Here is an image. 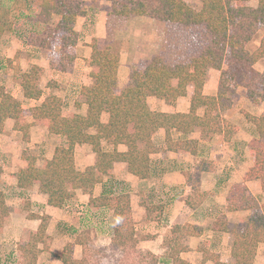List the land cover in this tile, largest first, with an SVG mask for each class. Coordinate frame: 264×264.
I'll return each mask as SVG.
<instances>
[{
    "label": "crops",
    "instance_id": "crops-1",
    "mask_svg": "<svg viewBox=\"0 0 264 264\" xmlns=\"http://www.w3.org/2000/svg\"><path fill=\"white\" fill-rule=\"evenodd\" d=\"M77 1L81 3L83 14L75 24L79 39L74 48L72 68L67 71L58 69L60 48L50 50L17 41L8 49L9 55L6 56L13 65L20 66L18 71L28 72L33 66L42 70L40 88L43 95L40 100L25 97L21 75L16 79L15 70L11 71L12 78L0 86L20 101L24 109L40 106L46 98L55 95L63 102L64 117L86 116L89 106L82 90L94 83L92 73L95 68L89 63L94 40L102 47L119 44V88L129 84L131 71L160 55L165 47L171 24L145 16L111 15L108 0ZM256 4L258 6L259 0ZM202 6L201 1L197 10L200 11ZM33 14L34 7L20 13L19 20L22 21L14 24L28 27L30 22L26 21V15ZM220 77L219 70L209 71L205 95H217ZM239 89L237 94H242L241 97L236 94L234 106L224 114L239 128L229 142L222 134L206 139L202 138L199 129L183 134L171 128L169 143L167 130L161 128L152 136L156 150L150 154L147 178L131 173L128 163L115 162L111 175L104 176L92 194L78 189L76 197L63 208L51 206L48 195L38 184L20 188L17 176L28 167L25 155L35 157L37 166L44 167L54 158L56 149L65 145L66 139L51 133L30 112L23 120L30 125L29 139L26 140L24 132L16 126V120L8 118L0 132V200L4 199L11 212L0 228V264H64L62 255L68 245L73 248L72 264H93L90 258L94 252L98 255L95 257L104 260L103 264H138V255L142 252L155 257V264H174L171 255L179 246L186 248L179 257L190 264H214L207 256L211 254L218 255L223 263H232L234 235L226 228L242 224L252 211L228 210L231 188L245 183L256 200L264 205L261 181L247 180L248 172L255 165L249 145L256 130L243 113L263 115L261 106L264 101L256 105L246 98L244 88ZM193 95L194 88L190 86L187 95L180 97L175 104L155 96H149L147 103L154 112L188 114ZM204 111L201 108L198 114L203 116ZM109 117L104 113L102 121L108 123ZM190 140L198 141L196 153L168 148L169 144ZM102 150L125 153L128 148L102 141ZM74 160L76 169L85 172L96 166L97 153L89 144H78ZM123 193L130 195L133 232L128 244L118 247L115 210L90 204V201L106 194L115 197ZM44 218L46 230L40 232ZM189 226L194 227L195 233L183 229ZM98 250L102 251L101 255L96 253ZM256 264H264V243L258 246Z\"/></svg>",
    "mask_w": 264,
    "mask_h": 264
},
{
    "label": "trees",
    "instance_id": "trees-1",
    "mask_svg": "<svg viewBox=\"0 0 264 264\" xmlns=\"http://www.w3.org/2000/svg\"><path fill=\"white\" fill-rule=\"evenodd\" d=\"M111 15L133 17L145 16L167 24L186 28L202 26L211 41L198 56L189 63L170 65L161 55L154 56L143 68L133 70L130 82L124 88L118 86L120 51L110 45L102 47L97 40L92 43L93 55L89 60L95 68L92 73L93 85L83 87L82 95L89 106L86 116L75 115L66 118L62 114L63 102L55 95L45 99L31 110L24 109L4 87H0V132L8 118L16 120V126L29 139L30 125L23 120L28 113L46 125L50 132L66 139L65 145L56 149L52 160L44 167L37 166L35 157L25 155L28 167L17 176L20 188L36 184L48 195L51 206L63 208L76 197V191L83 189L92 194L94 187L104 176L111 175L114 163H128L131 173L145 179L149 176L150 154L156 150L152 136L165 128L170 143L171 128L190 134L200 130L202 138L210 139L222 134L229 142L239 128L227 120L224 114L234 106V97L239 88L246 90V98L256 105L264 101V72L256 69V64L264 59V35L259 46L250 50L261 29H264V0L257 7L250 0H202L200 11L186 0H108ZM83 14L77 0H39L33 15H26L28 27L21 26L25 41L45 49L60 48L58 69L72 68L79 39L75 31L77 18ZM54 18L57 23L53 24ZM24 25V24H23ZM10 19V11L0 1V37L17 31ZM211 69L219 70L221 77L216 96L204 94V86ZM41 68L33 66L22 72V89L28 99L40 100ZM194 88L191 110L188 114H164L154 112L147 103L149 96H155L175 104L186 96L188 88ZM204 108V115L198 114ZM109 114V122L102 116ZM249 123L255 126L256 134L249 147L255 165L247 174V180L258 179L264 190V114L255 116L243 111ZM102 141L115 147L125 145V153L104 152ZM89 144L97 153V164L85 172L76 169L74 151L76 145ZM197 140L169 144L170 150H183L196 153ZM229 211L251 210L252 215L242 224L225 227L234 235L232 256L229 264H256L258 246L264 243V205H261L249 191L245 183L231 188L228 197ZM90 204L115 210L118 219L116 246L127 245L133 232L130 195L123 193L111 197L91 198ZM11 209L4 199L0 200V228L9 216ZM227 224L225 218L221 219ZM195 233L194 227H183ZM46 230L45 218L40 232ZM186 248L179 246L172 253L174 264H190L179 257ZM34 253L33 249L30 250ZM72 245H68L62 255L64 264H72ZM214 264H227L215 254L207 255ZM156 260V259H155Z\"/></svg>",
    "mask_w": 264,
    "mask_h": 264
},
{
    "label": "rangeland",
    "instance_id": "rangeland-1",
    "mask_svg": "<svg viewBox=\"0 0 264 264\" xmlns=\"http://www.w3.org/2000/svg\"><path fill=\"white\" fill-rule=\"evenodd\" d=\"M0 1H2L5 7L9 9L10 19L13 22L17 23V21L19 20L20 13L24 11L26 12L30 10L32 7H35L39 0H0ZM186 1L194 9L197 10L202 0H186ZM248 4L252 7L257 6L256 0H250ZM57 20H58L57 18H54L53 24H56ZM19 21L21 22L22 20L20 19ZM135 27H138V25H135ZM20 29L21 28L19 27L18 30L20 31ZM263 35H264V29H261L258 35L256 36L255 40L249 46L250 50L253 51L259 46ZM17 41H23V42L25 41V38L21 31L14 32L11 34L8 33L0 37V86H3L5 84V81L9 80L8 78H12V74H11L12 70L13 71L15 70L14 71L16 75L15 78L20 79V75L22 73L20 72V70L18 71V68L20 69V66L13 65L12 62H10V60H8L6 56L9 55L8 49L12 47V45ZM210 41H211L210 35L202 26H194V27L186 28L183 26L172 25L169 27L168 40L160 55L170 65L174 66L178 64H186L189 63L193 58L198 57L203 52V50L206 48V46L209 44ZM113 47L114 49L120 48L118 43H114ZM120 61H121V57H120ZM145 63L146 62H144L142 66L138 69L143 68L146 65ZM256 69L261 73L264 72V59H262L256 64ZM239 90H241L242 93V89ZM241 95L242 94L238 93L237 97L240 98ZM261 107H262L261 111H264V102H263V106ZM99 251L100 250H98L96 253H100L99 255H101L102 251L100 252ZM95 256L98 255H96L94 252V256H91L90 258V260L94 262L93 264H103L104 260L101 257L97 258ZM155 263H156L155 257H152L150 254H146L142 252L141 255L140 254L138 255V264H155Z\"/></svg>",
    "mask_w": 264,
    "mask_h": 264
}]
</instances>
